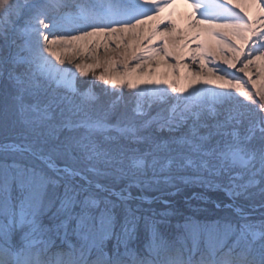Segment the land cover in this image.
Returning a JSON list of instances; mask_svg holds the SVG:
<instances>
[{"label":"snow or ice","instance_id":"snow-or-ice-1","mask_svg":"<svg viewBox=\"0 0 264 264\" xmlns=\"http://www.w3.org/2000/svg\"><path fill=\"white\" fill-rule=\"evenodd\" d=\"M182 3L0 0V264H264V0Z\"/></svg>","mask_w":264,"mask_h":264},{"label":"trees","instance_id":"trees-1","mask_svg":"<svg viewBox=\"0 0 264 264\" xmlns=\"http://www.w3.org/2000/svg\"><path fill=\"white\" fill-rule=\"evenodd\" d=\"M196 190L197 189H187V190L182 191L178 195H175V196H172V197H166V198L170 199L175 204H184L185 198L187 196L191 195L192 191H196ZM153 195H155V193H153ZM212 195L214 196V194H212ZM152 206H159L157 208H160L161 210L164 209V205H162V204H154ZM185 207H186V205H185ZM206 207H207V209H212V210H214L217 213H219V211H221V209H216L214 204H208ZM186 214H191V213H186ZM217 216H218L217 214H211L209 216H206V215H204V212H200V213H196L195 214V218H197V219H199L201 221L203 219L211 221L214 217H217Z\"/></svg>","mask_w":264,"mask_h":264},{"label":"rangeland","instance_id":"rangeland-1","mask_svg":"<svg viewBox=\"0 0 264 264\" xmlns=\"http://www.w3.org/2000/svg\"><path fill=\"white\" fill-rule=\"evenodd\" d=\"M101 58H103V54H101ZM93 61H87V63H92ZM101 71V69H97L96 70V74L97 75H99V72ZM88 79H91V75H89V77H88ZM86 83V81L85 80H83V79H81V86H83V84H85ZM208 89H209V91H217L218 89H216L215 88V86H206ZM96 91H97V94L98 95H102V93L100 92V90L99 89H96ZM169 197H172V196H169ZM168 199V198H167ZM152 207H154V208H156L157 210H160V211H162L160 208H157V207H159V206H152ZM187 207V206H186ZM164 210V209H163ZM211 214H217L218 216L217 217H214L211 221H209V220H206V219H203L202 221L201 220H199V219H197V218H195V220L196 221H198V222H203V223H211V222H214V221H216V220H218V219H220V218H222L223 216H225L226 215V212L224 211V210H221V211H219V213H217V212H215L214 210H212V209H208L207 211H205L204 212V215H206V216H209V215H211ZM175 222V221H174ZM181 222H183V221H181Z\"/></svg>","mask_w":264,"mask_h":264},{"label":"bare ground","instance_id":"bare-ground-1","mask_svg":"<svg viewBox=\"0 0 264 264\" xmlns=\"http://www.w3.org/2000/svg\"><path fill=\"white\" fill-rule=\"evenodd\" d=\"M186 7L183 5L182 0H177V11L178 12H184L186 11ZM101 54H103V52H101ZM91 61V60H88Z\"/></svg>","mask_w":264,"mask_h":264}]
</instances>
